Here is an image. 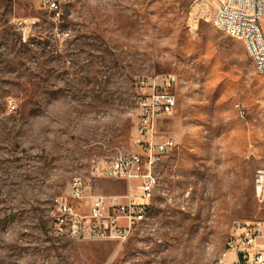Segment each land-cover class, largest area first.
Wrapping results in <instances>:
<instances>
[{
  "label": "rangeland",
  "instance_id": "1",
  "mask_svg": "<svg viewBox=\"0 0 264 264\" xmlns=\"http://www.w3.org/2000/svg\"><path fill=\"white\" fill-rule=\"evenodd\" d=\"M53 1L0 0V264L213 263L264 220V77L245 45L215 28L216 0ZM170 75L178 104L155 134L176 147L147 217L122 245L58 237V199L82 214L93 195L125 202V181L96 180L82 201L72 183L94 159L146 162L137 117Z\"/></svg>",
  "mask_w": 264,
  "mask_h": 264
},
{
  "label": "built area",
  "instance_id": "2",
  "mask_svg": "<svg viewBox=\"0 0 264 264\" xmlns=\"http://www.w3.org/2000/svg\"><path fill=\"white\" fill-rule=\"evenodd\" d=\"M40 1L49 11L57 10L53 0ZM215 28L228 37H238L246 42L260 60L258 74L264 77V0H216L212 15ZM152 94L142 100L141 113L137 117V138L135 144L146 156L144 163L141 154L119 152L110 161L92 160L91 177L86 180H74L71 198L82 201L96 180L111 179L127 183L128 194L125 202L119 196L93 195L88 214H82L66 200L56 201L50 218L58 237L76 241L114 240L124 244L139 228L141 215L154 199L160 183L159 167L163 151L176 147L172 136L158 137L155 134L159 117L171 116L177 107V96L169 89L173 86L172 76L165 79L162 92L156 93V84ZM14 110L15 106L11 105ZM143 166L144 170L138 169ZM261 176H264L261 173ZM133 182L138 185L133 186ZM137 189L138 196H134ZM233 253L235 260L230 261ZM220 264H264V221L254 220L240 225V233L231 236L228 242V255Z\"/></svg>",
  "mask_w": 264,
  "mask_h": 264
},
{
  "label": "bare ground",
  "instance_id": "3",
  "mask_svg": "<svg viewBox=\"0 0 264 264\" xmlns=\"http://www.w3.org/2000/svg\"><path fill=\"white\" fill-rule=\"evenodd\" d=\"M236 39L238 40H241L239 39L238 37H235ZM243 42V44L245 45V48L249 54V56L251 57V59L253 60V62L255 63V66H256V69L258 67H260V60L257 59V57L255 56V51H253L251 48H249L248 45H246V42L244 40H241ZM258 71V69H257ZM172 82L173 84L175 85V83L177 82V78L175 76H172ZM169 152L170 151H163V157H161V162L163 161L164 158L167 157V155H169ZM264 175V173H263ZM263 179H264V176H262L258 182V187H259V191L261 190V187L263 185ZM150 205H148L146 207V210L144 211V215H141V219H140V222H139V225L143 222V220L147 217V214H148V209H149ZM149 218V217H148ZM145 223V222H144ZM231 239V238H230ZM230 239L227 241L226 243V247H225V253H228V242L230 241ZM224 256H220L219 258H217L213 263L211 264H220V261L222 260Z\"/></svg>",
  "mask_w": 264,
  "mask_h": 264
},
{
  "label": "crops",
  "instance_id": "4",
  "mask_svg": "<svg viewBox=\"0 0 264 264\" xmlns=\"http://www.w3.org/2000/svg\"><path fill=\"white\" fill-rule=\"evenodd\" d=\"M263 23H264V21L262 22V26H263ZM263 29H264V27H263ZM227 255H228V253H225V249H224V252L220 256L226 257ZM229 259H230V261H234L235 260V255L233 253H231L230 256H229Z\"/></svg>",
  "mask_w": 264,
  "mask_h": 264
}]
</instances>
